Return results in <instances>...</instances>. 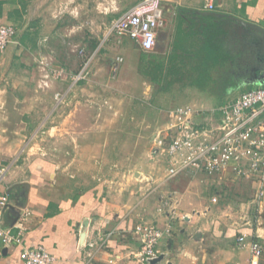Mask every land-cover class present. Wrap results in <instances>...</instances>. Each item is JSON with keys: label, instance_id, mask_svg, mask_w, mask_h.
I'll use <instances>...</instances> for the list:
<instances>
[{"label": "crops", "instance_id": "1", "mask_svg": "<svg viewBox=\"0 0 264 264\" xmlns=\"http://www.w3.org/2000/svg\"><path fill=\"white\" fill-rule=\"evenodd\" d=\"M138 1L0 0V25L15 28L0 53V167L7 166L0 193L9 196L3 225L13 227L21 210L29 211L21 245L0 244V264H22V249L39 245L52 264H86L79 237L97 232L111 235L95 250L93 264H139L127 256L136 248L131 231L139 223L170 226L156 264H250V242L264 247V199L235 211L183 209L193 196L174 189L184 187L185 172L164 181L166 163L162 159V169L151 156L152 136L144 148L135 126L161 110L150 98L157 85L188 94L180 100L196 104L181 105L198 109L264 87V0H161L164 24L149 52L109 31ZM208 2L212 10L204 7ZM155 49L158 83L125 56ZM117 56L123 63L114 81L109 74ZM42 59L71 73L89 59L90 75L76 84L66 76L41 89ZM168 110L160 112L158 129ZM242 181L255 191L254 182Z\"/></svg>", "mask_w": 264, "mask_h": 264}, {"label": "built area", "instance_id": "2", "mask_svg": "<svg viewBox=\"0 0 264 264\" xmlns=\"http://www.w3.org/2000/svg\"><path fill=\"white\" fill-rule=\"evenodd\" d=\"M208 10L214 8L211 2L204 5ZM164 24L161 0H139L131 9L110 22L109 31L117 38L127 37L138 43L144 52L155 47L157 29ZM15 28L0 25V53L12 41ZM74 52L82 54V49L72 47ZM40 69L39 88L49 87L51 81L68 77L72 84L86 81L90 75L89 59L75 73L68 72L51 60L38 62ZM123 58H114L110 67V80H115ZM62 93L54 95L56 105L62 103ZM166 123L151 138V156L162 157L166 163L164 181H168L182 172L193 171L207 175H219L230 171L239 179L250 180L256 184L255 198L264 199V87L240 94L234 101L210 109H198L190 105H180L166 111ZM7 173V166L0 167V183ZM216 202V198H212ZM170 206L169 200L163 201ZM9 206V196L0 193V244L3 247L21 245L23 223L29 215L23 209L13 226L6 227L2 215ZM169 225L160 228L152 223H139L132 228L131 236L136 248L128 251L130 260L139 264H150L160 256L159 243L170 236ZM110 232H97L95 238L86 240L79 237V247L84 249L86 264H93L95 250L106 243ZM85 236V237H84ZM246 235L238 237L239 244L244 243ZM252 254L250 264H258L264 247L257 240L250 242ZM22 264H52L53 257L42 246L23 248L19 254ZM113 261H109L112 264Z\"/></svg>", "mask_w": 264, "mask_h": 264}, {"label": "rangeland", "instance_id": "3", "mask_svg": "<svg viewBox=\"0 0 264 264\" xmlns=\"http://www.w3.org/2000/svg\"><path fill=\"white\" fill-rule=\"evenodd\" d=\"M72 46L75 45L72 44ZM155 52L156 49L151 53L140 51L135 52L133 56L131 53H127L125 56L128 63L134 62L137 69L139 67L143 73L150 74L151 79L153 81L155 80V83H158L160 75L157 64V53ZM118 75L114 81L118 80ZM144 80L146 81V79ZM172 83L173 81L171 80V82H168L167 84ZM157 86L153 87L150 98L155 99V102L157 103L156 106L161 110L151 112L149 118L146 117L142 124L138 121L135 123V126L138 127V131L140 132L138 137H140L142 146L146 149L147 140L151 138L152 134L158 130L159 124H161V118L159 116L161 111L173 108L175 105L179 104H196L190 101H181L180 98H187L189 95H184L183 93L177 94L172 85H168L164 87V89L159 86L158 88ZM155 158L157 159H155L157 164L163 169V158L161 156ZM158 159L160 161H158ZM184 179H186L184 181L185 183H183L184 187L180 186L182 189L178 187L174 190L178 191L179 194L180 192H184L182 190H186L187 193L189 192L188 195H192L194 198L187 196V199L183 200V209L188 210L191 206L199 210H201L202 207H213L217 209V211L219 210L222 212L227 207H231V209H234L235 211V208L239 209L242 205L254 206V204H251L253 202L257 204V201L255 200L256 198L253 196L254 189L251 186V183L242 181L243 179L239 180V178L235 177L230 172H222L219 175H208L207 177V174L201 172L186 171ZM171 190H173V188H171ZM212 198H216L215 204H211ZM184 202H186V205Z\"/></svg>", "mask_w": 264, "mask_h": 264}, {"label": "water", "instance_id": "4", "mask_svg": "<svg viewBox=\"0 0 264 264\" xmlns=\"http://www.w3.org/2000/svg\"><path fill=\"white\" fill-rule=\"evenodd\" d=\"M162 258H163L162 255H160L157 259H155V260H151L149 263H150V264H156L157 262L161 261Z\"/></svg>", "mask_w": 264, "mask_h": 264}]
</instances>
